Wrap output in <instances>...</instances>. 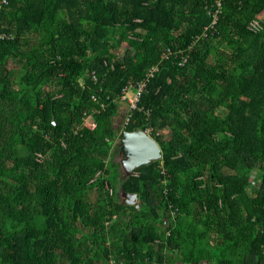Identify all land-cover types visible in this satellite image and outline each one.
I'll use <instances>...</instances> for the list:
<instances>
[{"label": "trees", "instance_id": "trees-1", "mask_svg": "<svg viewBox=\"0 0 264 264\" xmlns=\"http://www.w3.org/2000/svg\"><path fill=\"white\" fill-rule=\"evenodd\" d=\"M217 3L0 0V264H264V0Z\"/></svg>", "mask_w": 264, "mask_h": 264}, {"label": "water", "instance_id": "water-1", "mask_svg": "<svg viewBox=\"0 0 264 264\" xmlns=\"http://www.w3.org/2000/svg\"><path fill=\"white\" fill-rule=\"evenodd\" d=\"M129 109V102H120L112 126L118 136L116 145H119V151L116 153L115 162L119 165L122 179L130 178L136 169L150 165L163 157L160 144L155 138L139 129L132 131L125 129ZM120 198V203L126 206H134L139 201L138 194H129L124 190L120 191Z\"/></svg>", "mask_w": 264, "mask_h": 264}, {"label": "built area", "instance_id": "built-area-1", "mask_svg": "<svg viewBox=\"0 0 264 264\" xmlns=\"http://www.w3.org/2000/svg\"><path fill=\"white\" fill-rule=\"evenodd\" d=\"M6 2V0H4ZM221 1L222 0H218V6H221ZM219 13V11H217L215 13V18L217 19V14ZM149 76H153V72L151 74H149ZM146 89V83H140L138 84L137 88L135 89V94L133 96H128L127 94L123 97L124 101H128L130 103V113L128 114V116L126 117V122H125V129L126 127L129 125V122L132 118V114L133 111H135L138 108V103L140 101L141 96L143 95V93L145 92ZM147 133H150V130L145 131Z\"/></svg>", "mask_w": 264, "mask_h": 264}, {"label": "rangeland", "instance_id": "rangeland-1", "mask_svg": "<svg viewBox=\"0 0 264 264\" xmlns=\"http://www.w3.org/2000/svg\"><path fill=\"white\" fill-rule=\"evenodd\" d=\"M128 96H133V91H129ZM129 113H130V109H129L128 113H127V116H128ZM127 116H126V117H127ZM146 134H147V133H146Z\"/></svg>", "mask_w": 264, "mask_h": 264}, {"label": "crops", "instance_id": "crops-1", "mask_svg": "<svg viewBox=\"0 0 264 264\" xmlns=\"http://www.w3.org/2000/svg\"><path fill=\"white\" fill-rule=\"evenodd\" d=\"M123 101V100H122ZM145 133H147V132H145ZM151 133V132H150ZM150 133H147L149 136H150ZM151 137V136H150Z\"/></svg>", "mask_w": 264, "mask_h": 264}]
</instances>
